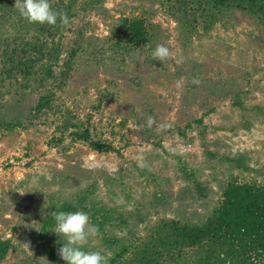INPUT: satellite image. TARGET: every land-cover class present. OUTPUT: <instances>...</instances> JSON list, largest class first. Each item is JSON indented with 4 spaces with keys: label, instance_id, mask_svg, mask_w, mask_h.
I'll return each mask as SVG.
<instances>
[{
    "label": "rangeland",
    "instance_id": "obj_1",
    "mask_svg": "<svg viewBox=\"0 0 264 264\" xmlns=\"http://www.w3.org/2000/svg\"><path fill=\"white\" fill-rule=\"evenodd\" d=\"M50 3L71 4L70 26L20 20L15 0H0V264H66L53 211L87 213L99 235L83 250L107 264H159L151 254L175 246L170 229L155 236L165 221L209 237L233 185L264 187V15L248 0ZM132 21L145 34L134 46ZM159 44L172 59L152 58ZM231 242L213 251L207 240L178 264H241L252 252L225 255Z\"/></svg>",
    "mask_w": 264,
    "mask_h": 264
},
{
    "label": "trees",
    "instance_id": "obj_2",
    "mask_svg": "<svg viewBox=\"0 0 264 264\" xmlns=\"http://www.w3.org/2000/svg\"><path fill=\"white\" fill-rule=\"evenodd\" d=\"M221 2V0H215V3ZM238 2H246V0H233ZM249 5L254 9L256 7L259 12L264 15V4L258 5L256 0H248ZM264 3V0H261ZM71 4L64 8L66 13H69V8ZM13 13V11L11 12ZM9 14V16L11 15ZM14 15H18L15 11ZM12 16V15H11ZM21 16V15H19ZM20 20L24 18L19 17ZM40 25V24H39ZM43 26V25H41ZM126 26V25H124ZM142 23L138 21L130 22L129 26H126V43L138 45L141 41L145 39L144 31H142ZM43 31V29H42ZM49 34L46 35V37ZM14 44L17 46L15 39L13 40ZM46 42V41H45ZM10 44V42H9ZM39 44V43H38ZM30 49H36L37 53L40 54L41 51L38 50V47L42 49V52L47 50L49 54V60L52 58H57L59 51L58 47L48 46L45 43L39 44V46L32 47ZM13 50V48H12ZM47 60V59H46ZM48 61V60H47ZM22 66V68H21ZM16 68H21V72L28 74L30 66H26L21 61H18ZM43 70V67L39 69ZM50 71V70H49ZM48 72V70H47ZM46 72V73H47ZM49 74V73H48ZM43 78H40V82ZM49 108V99L47 96L43 95L40 98L37 109ZM252 189V194L250 190ZM260 190V191H259ZM211 219V230L208 232L209 237L204 236L203 228H198L197 226L193 227H179L176 221H165L157 227L153 228L155 236L159 239H163V236H167V230L170 229L169 238L173 237L175 241V246L178 245V249H175V246L167 254L166 251L159 253L161 248L158 249L159 255L151 254L153 258L158 259L159 264H167L168 261H171V264H178L180 260L185 261L188 258L189 253H195L196 255L202 247V244H205L207 240H211V244L215 251L217 248H221L225 243L232 240L228 245V250L225 252V255L234 254L233 248L236 244L241 246V255H245L248 252L250 253L246 258L242 257L240 259L241 264H247V259L252 257V254L255 255L264 253V187L253 185L252 187L244 186H232L231 194H228L222 207L210 218ZM205 230V229H204ZM211 236V237H210ZM180 241V242H179ZM8 251V245L6 243H0V257L2 258L5 252ZM148 250L144 252H139L142 254L139 256L141 261L142 258L146 257ZM165 253V254H164ZM150 254V253H149ZM208 259V258H207ZM143 261V259H142ZM141 261V262H142Z\"/></svg>",
    "mask_w": 264,
    "mask_h": 264
},
{
    "label": "clouds",
    "instance_id": "obj_3",
    "mask_svg": "<svg viewBox=\"0 0 264 264\" xmlns=\"http://www.w3.org/2000/svg\"><path fill=\"white\" fill-rule=\"evenodd\" d=\"M15 9L27 22L40 25L70 26L71 21L67 13L60 9H54L50 0H15ZM174 53L169 47L159 44L152 52V58L160 62L172 59ZM193 84L199 85L201 81L194 78ZM156 123L152 116L147 117V126L151 128ZM168 125H158L157 131L166 130ZM141 169L149 168L143 159L137 161ZM21 195L25 193L19 192ZM50 215L56 221L54 231L64 238V245L57 250V254L66 264H107V257L101 251H85L91 238L99 235L97 226L90 223V216L84 211L66 212L53 211ZM221 258L225 259L223 253Z\"/></svg>",
    "mask_w": 264,
    "mask_h": 264
}]
</instances>
